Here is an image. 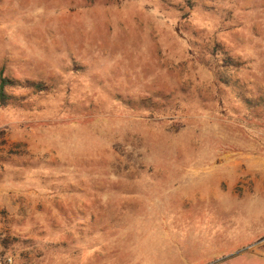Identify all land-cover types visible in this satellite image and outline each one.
Masks as SVG:
<instances>
[{
  "label": "rangeland",
  "instance_id": "rangeland-1",
  "mask_svg": "<svg viewBox=\"0 0 264 264\" xmlns=\"http://www.w3.org/2000/svg\"><path fill=\"white\" fill-rule=\"evenodd\" d=\"M1 77L0 264H264V0H0Z\"/></svg>",
  "mask_w": 264,
  "mask_h": 264
},
{
  "label": "trees",
  "instance_id": "trees-1",
  "mask_svg": "<svg viewBox=\"0 0 264 264\" xmlns=\"http://www.w3.org/2000/svg\"><path fill=\"white\" fill-rule=\"evenodd\" d=\"M20 85L18 81L10 80L8 78L1 77L0 79V106L6 107L14 101H17V97L9 93V89H15Z\"/></svg>",
  "mask_w": 264,
  "mask_h": 264
},
{
  "label": "crops",
  "instance_id": "crops-1",
  "mask_svg": "<svg viewBox=\"0 0 264 264\" xmlns=\"http://www.w3.org/2000/svg\"><path fill=\"white\" fill-rule=\"evenodd\" d=\"M92 206H88V209H86V211H89L91 210ZM175 249H177V246L176 245H173ZM85 261V260H84ZM84 264H87V262H83ZM82 263V264H83Z\"/></svg>",
  "mask_w": 264,
  "mask_h": 264
}]
</instances>
